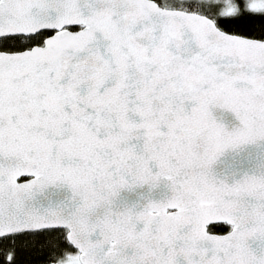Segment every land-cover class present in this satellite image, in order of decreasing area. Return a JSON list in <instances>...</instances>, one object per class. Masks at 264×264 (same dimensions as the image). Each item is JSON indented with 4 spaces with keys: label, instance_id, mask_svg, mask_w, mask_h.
<instances>
[{
    "label": "snow or ice",
    "instance_id": "1",
    "mask_svg": "<svg viewBox=\"0 0 264 264\" xmlns=\"http://www.w3.org/2000/svg\"><path fill=\"white\" fill-rule=\"evenodd\" d=\"M264 264V0H0V264Z\"/></svg>",
    "mask_w": 264,
    "mask_h": 264
},
{
    "label": "trees",
    "instance_id": "2",
    "mask_svg": "<svg viewBox=\"0 0 264 264\" xmlns=\"http://www.w3.org/2000/svg\"><path fill=\"white\" fill-rule=\"evenodd\" d=\"M21 261L25 262V264H40L41 256L37 253L30 254H21Z\"/></svg>",
    "mask_w": 264,
    "mask_h": 264
}]
</instances>
